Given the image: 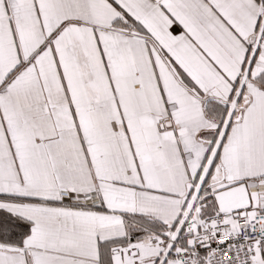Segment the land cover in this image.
I'll list each match as a JSON object with an SVG mask.
<instances>
[{
	"label": "snow or ice",
	"instance_id": "snow-or-ice-1",
	"mask_svg": "<svg viewBox=\"0 0 264 264\" xmlns=\"http://www.w3.org/2000/svg\"><path fill=\"white\" fill-rule=\"evenodd\" d=\"M0 264H264V0H0Z\"/></svg>",
	"mask_w": 264,
	"mask_h": 264
}]
</instances>
